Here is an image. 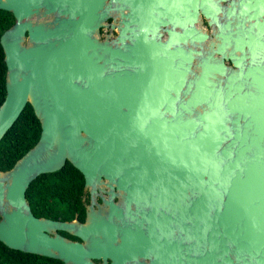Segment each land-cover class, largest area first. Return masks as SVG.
I'll use <instances>...</instances> for the list:
<instances>
[{
	"label": "water",
	"instance_id": "1",
	"mask_svg": "<svg viewBox=\"0 0 264 264\" xmlns=\"http://www.w3.org/2000/svg\"><path fill=\"white\" fill-rule=\"evenodd\" d=\"M0 10V141L27 104L41 128L0 171L1 243L63 264H264V0ZM66 162L84 221L36 218L30 183Z\"/></svg>",
	"mask_w": 264,
	"mask_h": 264
},
{
	"label": "trees",
	"instance_id": "2",
	"mask_svg": "<svg viewBox=\"0 0 264 264\" xmlns=\"http://www.w3.org/2000/svg\"><path fill=\"white\" fill-rule=\"evenodd\" d=\"M15 20L11 13L0 10V37ZM6 66L4 53L0 45V105L6 95ZM41 128L33 109L27 104L16 122L0 141V171L10 170L28 150L39 140ZM84 178L70 163L57 172L38 176L30 183L26 199L32 214L36 218L53 221L83 222L88 195L83 191ZM73 241L78 239L59 232ZM99 262H96L98 264ZM0 264H63L62 262L38 255L22 253L7 248L0 242Z\"/></svg>",
	"mask_w": 264,
	"mask_h": 264
},
{
	"label": "flooded vegetation",
	"instance_id": "3",
	"mask_svg": "<svg viewBox=\"0 0 264 264\" xmlns=\"http://www.w3.org/2000/svg\"><path fill=\"white\" fill-rule=\"evenodd\" d=\"M86 195H88V194H86ZM97 201L99 202V199H97ZM88 204H89V195H88ZM88 204H87V205H88Z\"/></svg>",
	"mask_w": 264,
	"mask_h": 264
}]
</instances>
